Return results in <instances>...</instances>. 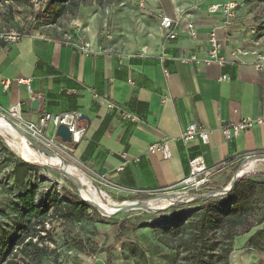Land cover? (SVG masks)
I'll use <instances>...</instances> for the list:
<instances>
[{
	"label": "crops",
	"instance_id": "0c3cea01",
	"mask_svg": "<svg viewBox=\"0 0 264 264\" xmlns=\"http://www.w3.org/2000/svg\"><path fill=\"white\" fill-rule=\"evenodd\" d=\"M144 1L153 14L140 8L137 0L81 6L79 14L85 18L76 19L90 43L88 55L62 42L69 22V29L60 28L64 31L51 25L29 29L28 15L16 42L0 38V111L18 106L25 119L37 121L43 112L80 110L85 136L78 144H69L61 156L116 199L173 189L189 175V159L197 154L207 167L216 169L210 181L219 183L209 185L211 189L222 188L246 156L264 153V122L228 140L221 132L230 120L264 117V60L260 67L255 65L264 55V30L253 31V10L239 0H235L236 17L228 26L221 13L208 11L210 4L228 0ZM106 7L110 10L107 32L103 26ZM176 7L185 9L177 26L180 33L166 39L159 32L156 14L175 17ZM184 19L195 23V38L182 32ZM211 29L220 40L221 54L229 55L235 48L245 49L246 54L222 66L173 58L190 53L203 56ZM221 75L228 78L220 79ZM100 97L118 109L107 108ZM34 98H39L35 110L31 108ZM122 110L137 114L140 120L122 118ZM190 122L208 130L206 142L179 137ZM162 138L168 140L169 158L159 151H146ZM124 150L138 160L115 171L123 162ZM94 260L91 264H105V256Z\"/></svg>",
	"mask_w": 264,
	"mask_h": 264
},
{
	"label": "trees",
	"instance_id": "16d2710c",
	"mask_svg": "<svg viewBox=\"0 0 264 264\" xmlns=\"http://www.w3.org/2000/svg\"><path fill=\"white\" fill-rule=\"evenodd\" d=\"M111 1L114 0H41L38 5H34L31 0H0V6L9 8L15 4L29 8L28 28L37 29L40 26L53 25L64 16H76L81 6L94 3L105 5ZM246 3L252 10L260 9L257 12L253 10L256 22L253 31L264 30V4L254 0H247ZM0 17L6 22L7 16L0 13ZM12 27L17 26L13 24ZM20 30L21 28L18 31L21 32ZM1 157L2 163L11 161L8 172V180L11 182L9 184L8 180L0 179L2 186L25 189L15 195L16 217L9 225L0 223V264H43L47 258L58 264L56 238L52 226L46 228L45 223L51 224L53 219L66 223L81 222L90 217L88 205L69 191H64L62 196L55 188L38 192L36 185L30 189L24 187L26 178L35 172V165L20 157H14L12 153ZM69 183L74 187L70 181ZM207 190L210 189L203 188L189 194L195 196ZM37 197L41 198L39 202ZM148 197L149 194L136 193L118 197L117 200ZM187 205L196 207L179 221L172 223L165 220L158 223L163 225L159 244L169 250L171 264H230L235 238L248 233L242 248L252 249L260 257H264V179L255 178L249 173L243 174L234 181L227 193L204 198L194 197ZM178 206L174 204L172 208ZM93 213H97L95 208ZM6 214V209H0L1 216ZM115 225L113 242L102 247L94 246L74 234L66 236L62 244L82 254L89 251L90 254L103 252L105 264H114L112 252L119 241L126 239L127 246L132 251L136 248L130 240L137 234L138 226L127 218H122Z\"/></svg>",
	"mask_w": 264,
	"mask_h": 264
},
{
	"label": "rangeland",
	"instance_id": "374dc122",
	"mask_svg": "<svg viewBox=\"0 0 264 264\" xmlns=\"http://www.w3.org/2000/svg\"><path fill=\"white\" fill-rule=\"evenodd\" d=\"M115 1L118 2V4L119 2L121 3V0H115ZM239 1L240 2L243 1L244 3L247 2V0H239ZM254 1H258V2L262 1V3L264 4V0H254ZM93 5H99L101 7L107 6L106 4L100 5L97 3H94ZM257 9L254 8L253 9L254 12L255 11L257 12ZM29 12H30L29 8L17 6L15 4H12V6L9 8L5 6H0V13L7 16L6 22H3L0 17V26L4 27V30H8L10 28H16L19 30L24 25V22L27 16L29 15ZM77 16H82L83 18H85L83 14H79L78 12L76 16L67 15L62 17L57 23L51 26L54 27L55 29H58L59 31H64L65 29L67 30L69 29L68 22L72 19L78 18ZM13 24L16 25L18 24L19 27H12ZM60 28H64V30H61ZM5 113L7 114V112L0 111V115L5 116L10 121H13V123H15L19 128H21L36 143L41 145L36 139H34L29 128L20 127L17 121L13 120L14 118L6 116ZM3 121L7 122L5 119ZM32 122L36 124V120H33ZM52 133H53V129L49 128L48 134L52 135ZM29 146L33 147L32 145ZM11 153L14 154V157L17 158L20 157L15 151H13L7 145L5 138L2 135H0V179H3L4 181L8 180L9 177L8 172L11 167V161H6L5 163H2L1 156H7ZM53 158H57V157L53 156ZM247 160H251V159H246V161ZM245 162L242 161L240 163V169H242L243 163ZM30 163L34 164L36 168H35V172L30 173L29 176L24 181L25 183L24 187L30 189L34 185H36L38 187V192H44L46 190L51 191L52 189L55 188L62 196L64 191H69L72 194L78 195L77 189L70 185L69 180L63 175V173L60 171V169H58V167H56L55 165H50V163L48 162L47 163L30 162ZM247 173L254 176L255 178L264 179V176L262 175V173H264V161H257L256 165L252 168V170ZM229 178L230 177H228V179ZM10 182L11 181H9V184ZM91 183L97 190L106 194L111 200L116 202H121L118 201L115 198V195H112V193L109 192L108 190L102 187L100 188L94 182ZM216 183H219L218 180L215 181L213 180L209 182V185L213 186V184ZM2 185L3 183L0 184V209L3 208L6 209L7 214L5 216L0 215V223H2L3 225H9L13 220V218L16 217L15 207L17 205V200L15 199V195L23 191L25 188L21 189L17 187H12L9 189L8 187ZM213 189H216V187L215 188L213 187ZM175 190L177 191L176 193L178 195L184 196L183 197L184 201L180 204H176L179 206L175 208H172L173 204L169 205L166 208H158V207L149 208V209L135 208L128 211L119 212L115 215L107 216V215H102L91 203L83 200L85 204L88 205V211L90 213L89 218H85L84 220L78 223H66L63 222L62 220H55V219L51 220L53 234L54 237L56 238V247H57L56 251L59 254L58 264H91V262L95 261L94 259L95 258L97 259L98 256H100L101 258L104 257V253L99 251L95 254H90L91 253L90 251L87 252L86 254L79 253L73 249H68L66 246L62 244V242L66 236L70 234H74L79 238H82L84 241H88L89 243H92L94 246L97 247H102L104 245L110 244L114 240L113 234L116 231V228H114L116 227L115 223L120 221L122 218H127L129 220H132L136 222L138 225L137 234H135L133 238H131L130 240L132 241V243L135 244L136 248L132 251L127 246L126 239H122L121 241H119L115 250L112 252L113 259L115 260L114 264H171L172 256L169 250L165 249L159 244V238L162 235L163 225L158 223L160 221H165V220H168L169 222L172 223L179 221L180 219L185 217L190 212L191 209L196 207V205L195 206L187 205L191 201V200L190 201L186 200V197L187 199H189L187 195H189V193L192 191L189 186L178 184L173 189L165 190V191L175 192ZM40 199L41 198L37 197L36 199L37 202H39ZM126 201H132V200L128 199ZM152 201L155 203H159L160 200H152ZM94 208L97 211V213H93ZM248 234H242L235 238L234 251L230 256V264L264 263V257L263 258L260 257L254 250L248 248L247 249L242 248V243L244 242ZM51 247H55V245L51 244ZM99 253L102 254L99 255ZM124 255L127 258H124L125 257ZM43 264H54V263L52 262L51 258H47Z\"/></svg>",
	"mask_w": 264,
	"mask_h": 264
},
{
	"label": "built area",
	"instance_id": "2783aa9c",
	"mask_svg": "<svg viewBox=\"0 0 264 264\" xmlns=\"http://www.w3.org/2000/svg\"><path fill=\"white\" fill-rule=\"evenodd\" d=\"M31 1L34 5H38L41 0ZM137 3L140 8L144 9L148 13L153 14L152 10L146 8L144 0H137ZM237 5L238 3L235 0H228L223 3H212L209 5L208 11L211 13H221L224 17L223 24L225 26H228L236 17ZM184 10V8L176 7L177 16L175 17L167 15L163 12H159L156 14L159 18V32L164 38L174 39L179 36L180 31L177 29V26L179 25V18L182 17L181 12H183ZM104 11L105 18L103 21V26L105 28V32H107L110 10L108 7H106ZM184 20L185 21L181 26L182 32L189 37L195 38L197 36L195 23L189 19ZM69 24L71 30L63 34L62 42L78 49L82 54L88 55L91 52L90 43L89 41H86L84 39V34L80 32L84 31L82 24L77 19L70 20ZM0 38L7 43L16 42L20 38V32L13 28L2 30L0 33ZM207 43L208 46L203 56H198L195 53H190L187 55L179 54L173 58L182 62L193 63L197 65H207L209 63L216 62L222 66L225 63L233 62L238 57L246 54V50L243 48H235L229 53V55L221 54V43L214 29H211L208 32ZM142 51H145V47L142 49ZM162 57H166V54L162 53ZM263 60L264 55L261 57V60L255 65L257 67H260L262 65L261 61ZM227 78V75H221L220 77V79ZM20 81L26 82L27 84L29 83V79L22 78L20 79ZM100 101L109 109H118L117 105L112 101H109L103 97H100ZM4 112H7V114L5 113L6 116L14 118L13 120H16L20 127L29 128L34 139H36L43 147L52 150L59 155H61V152L65 151L68 148L69 144H78L84 138L86 133V126L79 123L80 117L82 115V112L80 110L63 111L59 113L43 112L36 121V124L30 120L25 119L18 106H12ZM121 116L124 119H128L134 122L140 120V117L137 114L132 113L128 110H122ZM263 122L264 117L261 115L256 117L244 116L238 119L230 120L222 125L221 132L223 138L225 140H228L237 137L241 132ZM59 124L66 125L68 130L70 131L71 140L69 142H62L56 135V129ZM49 126H51L53 129L52 135H49L47 132V128ZM179 137L184 141H190L195 138H200L203 142H206L208 139V130L200 127L196 122H190L185 126ZM146 151L151 153L159 151L162 153V156L164 158L171 157V149L169 147L168 140L164 138L150 143L147 146ZM120 156L123 162L115 168V171L121 170L123 165L130 160H138L137 155H132L126 150L122 151L120 153ZM246 157L244 161H246ZM248 161L249 160L243 163V166L246 165ZM189 169V175L184 177L179 184L189 186L192 190L191 192L199 191L203 188L211 189V187L209 186L210 177L215 173L216 169L214 167H207L201 154L194 155L189 159ZM175 192L177 191L175 190ZM189 198H192V196H190ZM45 227L49 228L51 227V224L49 222H46Z\"/></svg>",
	"mask_w": 264,
	"mask_h": 264
},
{
	"label": "water",
	"instance_id": "95a60500",
	"mask_svg": "<svg viewBox=\"0 0 264 264\" xmlns=\"http://www.w3.org/2000/svg\"><path fill=\"white\" fill-rule=\"evenodd\" d=\"M39 103V98H34L31 101V108L33 110H35L38 106ZM83 115H81L80 119L82 118ZM9 120V119H8ZM9 122L13 125V127L15 129H17L19 132H21L26 139L28 140L29 144L32 145L37 151L43 153L44 155L50 156L52 154H57L55 152H53L52 150H49L45 147H43L42 145H39L38 143H36L30 136H28L21 128H19L15 123H13V121ZM56 135L60 138V140L62 142H69L71 140V133L68 130L67 126L64 124H59L57 129H56ZM59 155V154H57ZM61 163H50V165H55L56 167H58V169H60V171L63 173V175L73 184V186L77 189L78 191V195L82 200L88 201L89 203H91L97 210L98 212H100L102 215H115L119 212H123V211H128L131 209H135V208H140V209H149V208H154L151 207V205L149 204L148 200H160V199H167L170 201V203L167 205V207L169 205H174V204H180L182 203L183 197L181 195H178L176 192L173 191H162L159 192L157 194H154L148 198H144V199H135L132 201H126L123 200L120 203H116L117 205H115V208L111 211H108L106 209H104L98 202L89 199V198H85L81 195L80 193V189L83 186V183L81 181V179L74 174L69 168H68V164L64 161V159L62 158L61 155H59ZM21 158V157H20ZM247 159H264V153L261 155H252V156H247ZM23 159V158H21ZM24 161H27L25 159H23ZM30 162V161H27ZM245 162V161H244ZM247 172L242 173L240 167L233 173L232 177L230 178V181L224 186L222 187L220 190H215V189H210L207 191H204L200 194H197L195 196L192 195H187L188 198L190 196H192V198L187 199V201L192 200L194 197H199V198H204V197H209V196H215L218 194H223V193H227L234 181L241 175L246 174ZM158 208H166V207H158Z\"/></svg>",
	"mask_w": 264,
	"mask_h": 264
},
{
	"label": "bare ground",
	"instance_id": "6f19581e",
	"mask_svg": "<svg viewBox=\"0 0 264 264\" xmlns=\"http://www.w3.org/2000/svg\"><path fill=\"white\" fill-rule=\"evenodd\" d=\"M4 119L7 122H4ZM0 135L5 138L7 145L13 151H15L21 158L27 161L37 163H61L59 155L52 154L50 156H47L35 150L34 147H30V144L26 137L17 129H15L9 122V120L3 115H0ZM53 156H56L58 159L53 158ZM257 161H264V159L249 160L247 164L242 167L241 172L244 173L251 171L252 168L256 165ZM67 166L74 174H76L81 179L83 186L80 189V193L83 197L98 202L104 209L108 211L113 210L115 208V205H117L116 203H120L111 200L106 194L97 190L77 168L70 164H68ZM148 202L151 207H167V205L170 203V201L167 199H160L159 203H155L152 200H148Z\"/></svg>",
	"mask_w": 264,
	"mask_h": 264
}]
</instances>
